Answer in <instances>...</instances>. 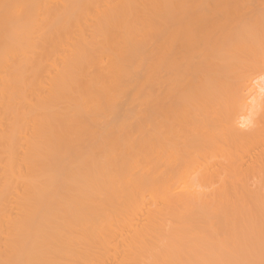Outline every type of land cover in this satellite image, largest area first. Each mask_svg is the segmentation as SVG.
Returning a JSON list of instances; mask_svg holds the SVG:
<instances>
[{"label": "bare ground", "instance_id": "obj_1", "mask_svg": "<svg viewBox=\"0 0 264 264\" xmlns=\"http://www.w3.org/2000/svg\"><path fill=\"white\" fill-rule=\"evenodd\" d=\"M264 0H0V264H264Z\"/></svg>", "mask_w": 264, "mask_h": 264}, {"label": "snow or ice", "instance_id": "obj_2", "mask_svg": "<svg viewBox=\"0 0 264 264\" xmlns=\"http://www.w3.org/2000/svg\"><path fill=\"white\" fill-rule=\"evenodd\" d=\"M259 75H260V77H261L262 79H264V71H261V72L259 73Z\"/></svg>", "mask_w": 264, "mask_h": 264}]
</instances>
